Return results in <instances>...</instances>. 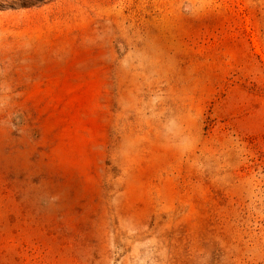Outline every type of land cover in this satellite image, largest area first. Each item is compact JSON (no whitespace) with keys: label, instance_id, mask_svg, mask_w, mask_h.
I'll use <instances>...</instances> for the list:
<instances>
[{"label":"rangeland","instance_id":"374dc122","mask_svg":"<svg viewBox=\"0 0 264 264\" xmlns=\"http://www.w3.org/2000/svg\"><path fill=\"white\" fill-rule=\"evenodd\" d=\"M0 264H264V0H0Z\"/></svg>","mask_w":264,"mask_h":264}]
</instances>
